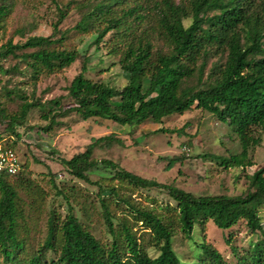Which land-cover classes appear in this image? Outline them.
Segmentation results:
<instances>
[{"label":"trees","instance_id":"obj_1","mask_svg":"<svg viewBox=\"0 0 264 264\" xmlns=\"http://www.w3.org/2000/svg\"><path fill=\"white\" fill-rule=\"evenodd\" d=\"M57 6L52 35L2 45L0 74L24 75L35 86L41 76L59 74L77 61L82 62V71L73 79L67 98L42 103L30 101L21 90H7L6 96L22 103L13 114L0 101V123L6 125V132L19 136L15 125L25 124L35 108L48 121L42 128L47 132L61 124L59 119L73 115L81 121L109 120L132 131L196 107L227 125L241 149L229 157L204 154V158L214 159L225 170L255 165L250 154L262 142L259 129L264 130V0H73ZM12 9L10 0H1L0 27ZM72 9L80 14L75 28L96 34L95 43L119 58L118 64L128 74L123 88L87 78L85 55L65 47L67 37L59 27ZM10 57L18 63L5 68L2 61ZM20 64H25L23 70ZM66 99L71 106H66ZM112 141L124 144L111 134L95 139L70 160H60L70 175L86 182H91L88 173L93 168L113 171L106 179L114 184L96 183L109 240L96 238L68 207L64 217L56 209L49 212L46 235L36 242L27 215L35 207L20 194L28 195L30 189L23 176L29 167L25 162L16 176L0 173V264H186L173 246L179 233L198 249L190 264H230L207 242L206 226L213 222L230 231L242 221L249 233L248 247L242 253L233 247L235 264H264V167L249 176L248 190L239 196H196L138 176L111 160L93 159L96 145ZM181 159H170L168 170ZM123 187L165 191L174 204L143 206ZM226 242L230 244V238ZM148 247L158 255H150Z\"/></svg>","mask_w":264,"mask_h":264},{"label":"rangeland","instance_id":"obj_2","mask_svg":"<svg viewBox=\"0 0 264 264\" xmlns=\"http://www.w3.org/2000/svg\"><path fill=\"white\" fill-rule=\"evenodd\" d=\"M8 1V0H7ZM73 0H10L13 9L0 27V48L9 40L14 44L24 42L30 36H50L58 20V4L65 7ZM1 2V0H0ZM80 14L72 9L68 17L60 25L61 33L66 34L65 47L77 49L88 60L87 78L102 80L116 88H123L128 83V74L118 64V57H111L107 49L95 43L96 34L82 33L75 27ZM186 25L189 21L185 22ZM60 37V34H57ZM211 59L206 73L212 63ZM18 63L17 59L8 58L2 61L5 68ZM25 64H20L23 70ZM82 71V62L77 61L59 74L41 76L34 86L26 76L16 74L3 76L0 74V101L5 103L8 113L19 112L22 100L6 96L7 90H21L30 101L38 100L46 103L58 97L68 96V89L73 79ZM7 88V89H6ZM67 100V99H66ZM66 101V106H71ZM40 109L30 111L25 124L15 125V132H6V125L0 123L3 146L16 150L22 163L27 162L28 170L23 176L30 187L28 195L21 191L25 203L35 209H28V224L31 235L36 242L43 241L49 212L56 209L63 217L72 207L75 215L96 238L107 242L108 231L101 215L98 193L100 186L114 184L110 179L113 171L102 167L89 171L91 182L70 175L61 164V159L70 160L75 155L85 152L88 146L101 137L115 135L123 141L109 144L101 142L93 149V159L111 160L121 168L143 178L157 180L163 184H172L196 196L228 195L239 196L249 187V176L264 167V130L259 129L262 142L255 147L250 158L255 164L246 170H225L212 158H204V154L229 157L240 152L239 140L235 133L221 123L212 114L194 107L183 115L175 114L166 117L159 124L146 123L129 131L109 120L91 119L81 121L77 116L59 119L50 131L42 130L48 125L42 117ZM164 129L165 132H158ZM258 134V133H257ZM173 157L182 158L172 169L168 163ZM26 170V168H25ZM123 192L139 201L143 206L174 204L165 191L157 189H138L123 187ZM112 210L120 215L112 207ZM264 217V208L261 210ZM200 235V234H199ZM230 238V244L226 239ZM200 236H195L197 242ZM206 240L212 244L230 264L236 263L233 247L242 253L248 247L249 233L242 221L230 231H223L209 222L206 226ZM174 250L180 259L190 264L196 259L198 249L193 241H189L181 233L174 238ZM150 255L158 253L148 247Z\"/></svg>","mask_w":264,"mask_h":264},{"label":"built area","instance_id":"obj_3","mask_svg":"<svg viewBox=\"0 0 264 264\" xmlns=\"http://www.w3.org/2000/svg\"><path fill=\"white\" fill-rule=\"evenodd\" d=\"M22 170V162L16 150L0 143V173L16 176Z\"/></svg>","mask_w":264,"mask_h":264}]
</instances>
